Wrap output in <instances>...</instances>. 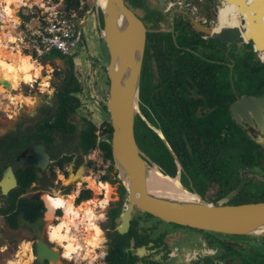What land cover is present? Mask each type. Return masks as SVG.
<instances>
[{"label":"flooded vegetation","instance_id":"obj_1","mask_svg":"<svg viewBox=\"0 0 264 264\" xmlns=\"http://www.w3.org/2000/svg\"><path fill=\"white\" fill-rule=\"evenodd\" d=\"M123 1L128 7H130L136 13V15H138V17H140L145 27L147 28L146 37H145V47H144L142 65H141L140 81L144 68L148 69V71L150 72V79H152L153 81L158 79L159 66L157 65L155 52L157 46H160L161 49L164 50L165 52L168 65L172 62L171 60L174 61L175 58L178 61L180 60V64L183 65L184 74L181 80L180 92L182 94V99L184 98L187 101L191 98L195 99L194 117L200 123L199 124L200 127H207L209 125H212L214 122L215 123L218 122L220 124H225V125H231L232 122H234L236 125L241 127L250 137L254 139L257 138V134L260 132L256 128L250 126H248V130L243 128L238 122L234 120L229 107L230 104L235 100L236 95H242V94L257 95L264 92V91L261 92L256 91L257 90L256 88L258 87L256 86L254 89H252V92L242 93V92H238V90L235 89V87L232 85L233 56L235 52H241V50L239 49L240 51L239 50L236 51L234 48V43L232 42L220 41L217 37L212 36L210 33H205L197 30L191 23V18H193L196 19L198 22L204 24L205 26H209L210 28H217L218 25H222V24H230V23H225L228 21L232 22V24L238 22L240 26H243L240 23V18L242 17L243 12L240 11V7L238 3H235L236 1L233 2L231 0H223L224 1L222 4L223 7L220 9L221 12H219L221 13V21H220V17H218L219 18L218 20L216 18V12L222 0H219L218 5L217 3H215L216 5L214 6L216 8L213 7L211 0H123ZM7 2L12 3L13 0H7ZM134 2L136 3L135 8H132L130 4H133ZM260 5L262 6V4ZM214 8H215V13H214L215 17L213 16ZM141 10L149 11L154 14H157V12L161 10V15L163 16V19L162 22L159 24V27L156 28L152 26H147L146 22L139 15V12ZM245 11L247 10L245 9ZM261 12L262 9L260 10L259 13ZM81 23L80 26L82 32H84L85 29L84 26L85 24H87L90 30H92L93 32H95V30L97 32L98 30V36L100 37L99 26L102 25V17L100 12H98V17H97V13L94 8L91 10L87 8L83 13ZM263 27H260L259 25L257 26V29L262 30ZM154 32L158 34L157 35L151 34ZM173 34L180 35L181 36L180 40L178 41L174 40V38L171 37V35L173 36ZM152 36H154V38H151ZM81 42H82V37L80 43L76 46L75 49L83 46L82 45L83 43ZM245 44H249L250 48H248L247 45L245 47L244 46ZM237 46L238 47L241 46L243 50L244 49L250 50L251 53L254 51L253 48L254 45L250 40L244 41L241 44H237ZM74 50L71 53H68L70 57L74 56V52L76 51ZM212 50L213 51L216 50L217 52L220 51L221 52L220 56H224V57L212 58L210 57V55H206V52L212 53ZM256 58L259 63L264 62V60L258 58L257 55ZM69 60L70 63L64 67H61V65L58 62L51 64L50 73L47 74L48 78L43 77L39 84H41L43 87H45V85L47 84V88L48 87L50 88L51 82L55 81L54 80L55 74L58 75V73L59 75H62L61 81L55 82L56 85L52 86L50 92H46L47 88H45V90H41V93L35 95L34 97L36 101L34 102L33 106H30V108H25L22 104H20L21 108L17 114V118L15 120H12L10 123H6L7 125H5L4 128L0 130V178L3 176L5 171L8 168H10L16 179L15 184L12 187H9L6 192H3L0 189V207L2 208V211H0V216L4 218V223H5V218H9L8 215H10L12 212L16 210V207L10 208V203L7 200V196L8 193L13 188H15L16 186L18 187L21 186L22 189L18 193L17 199L19 200L20 204L22 203L23 205H25L26 209L24 210L17 209L16 218H18V214L20 212H23V216L29 220H34L36 217L42 216L44 214V226L42 228V236L48 244H50L51 246H53L58 250V255H59L58 261H60L59 263H52L48 260H44L41 264H68L66 262L67 260L63 256L65 247H62L59 244L49 241V235H48L49 226L53 228H61V231L59 233L60 235L64 233L65 230L69 229L68 230L69 234H71V236L75 237L76 239L75 243L72 242V247H75L77 249V251L73 255L83 254L84 256L87 254L86 251L87 246L84 241L85 238L87 237V233L83 231V228H85V226L88 225L90 222L89 219L86 218L81 219V217L84 216L83 214L85 212L84 209L88 204L90 205V207L94 208V206L98 205L100 200L105 198V196L108 194L110 195V202L117 198V196H114L115 193L114 186L112 183H110L109 180L105 179L98 181L95 177H92L91 174L87 172L89 170L87 164L90 161L89 160L90 157L87 158L86 153L83 152L82 147L79 143L80 142L79 131L83 124L81 125L79 123L80 125L78 127V123L71 119L72 113L68 117V121L73 122L75 124V130L73 132L67 131L66 129L67 125H65L66 127L65 129H60V130L56 129L55 126L52 125H43V129H47V131L45 132L52 134V137L51 138L41 137L40 126L41 123H43L42 119L50 117L57 107V99L55 96L56 93L59 91H63L64 94L66 95L65 101L72 102L73 91L72 92L67 91L68 89L71 90V87L62 88V85H60L63 79L68 74V70L70 69L72 71L73 65L77 63L75 60L73 61L71 59ZM107 61H108V53H107ZM104 67L106 70L105 65ZM89 68L91 69L90 64H89ZM192 72L194 73L199 72V78L197 80L192 79L190 80L189 83L188 82L186 83V77H189L188 73H192ZM217 72L220 73L221 75L224 73V75L222 76L223 82L221 81V83L219 82ZM96 74L97 73H95V77L98 76V74L97 75ZM201 74L203 75L202 77ZM33 80H35L34 83L37 82V78H34ZM22 81L28 82L30 80L27 77L25 80ZM202 81H204L205 83L204 87H201ZM29 86L33 88L34 84L33 83L32 85L29 84ZM139 87H140V83H139ZM19 99L23 101L24 96L21 95ZM12 101L14 100H11L10 102ZM138 105L140 108L139 94H138ZM146 119L152 125L161 129L157 124L152 122L147 117ZM48 121L52 122L53 118L51 117ZM134 127H135V123H134ZM149 127L154 131V129L151 126ZM97 128L99 127L97 126ZM134 135H135V129H134ZM262 135L264 136V134ZM261 144L264 145V142H262ZM144 152L152 160L156 162V160L151 156V154H149L146 151ZM158 166L159 168H161L159 164ZM186 173L187 172L185 168L181 164V168L179 171V179L181 182H182L181 179H183ZM56 174L57 177H55ZM27 176H31V178L29 182L25 184L27 180ZM18 179L22 181L21 185L18 184ZM64 179L66 182H64ZM57 183L59 184L58 186L62 185L61 189L68 188L69 191L70 188L74 187V190L68 193L62 192V194H57V193L50 194L51 192L47 189H53L54 191H58L56 189L57 187H55ZM191 183L193 184V182ZM119 187H120V183H119ZM190 187L196 189L193 185ZM37 192H39L38 199L34 198V194ZM98 192H101L103 195L99 199L96 196ZM41 193H43V198L40 196ZM91 193L92 195H88ZM45 196L51 197L52 199H62L64 204L63 211L61 209H57L53 204H51L50 201H45L44 199ZM39 202L42 203L45 211V212L43 211L42 215L36 214L37 213L36 210H38L37 203ZM101 207H105V206L101 205ZM58 210L60 211V213L57 212ZM73 210H75L76 214H73ZM100 216H102V213H100ZM69 218L72 219V222H69L70 220ZM133 219L134 218L131 219L130 224ZM159 221L161 220H156L154 218H149V219L141 218L140 224L141 223L150 224L151 227L153 226L152 228L153 230L154 225L155 227L157 226L156 224L159 225ZM171 224H174L176 226L167 229L163 227V229H161V231L159 232L164 235L163 241L157 242V237L150 235L152 236V238L144 243L146 248L149 250L153 248H157V249L144 252L142 256H138L137 254L134 253V247L136 245H133L131 252H133L138 257L145 259L146 261L149 260L155 262L169 261L172 256L177 255L178 249L177 247H173L176 250L171 253V251L169 250L172 248L171 247L172 245H168L169 243L166 242L168 241L176 242L182 237L183 233L186 234L185 232L186 229H184L185 226H181L175 223H171ZM97 229H101V228L95 222V224H91L88 231L95 232L97 231ZM15 230L21 231L26 235L28 234L27 236H29V239L27 240L28 241L30 240V242L28 244L27 251L30 250L34 256V242L36 238L31 234L28 227H26L25 225L18 224V227ZM98 237H101V233L98 235ZM24 239L25 237L23 238V242H25ZM148 241H152L153 243L151 245H147ZM63 244L65 246H68L70 243L68 240L65 239L63 241ZM216 249L218 248L213 249V251H207V250L204 251L202 249L200 251H197L196 249H193L192 250L193 256L189 259L187 264H205L204 262L199 263V260H202L204 257H210L212 258V260L213 259L215 260V258L218 257ZM139 251L143 253V250L139 249ZM160 251H162V253H160ZM102 253L103 250L99 255L100 258L101 256H103ZM33 256L31 258V263L38 264L35 260V256L34 257ZM225 259H227L229 262L224 263L223 261L222 264H241L238 261L232 263L230 261L231 258L226 257L224 258V260ZM212 260H211V264H217V263H213ZM232 260H239V259L234 257L232 258ZM19 263H20L19 258L16 259L15 263L14 260L11 261V264H19ZM148 263L155 264L154 262L152 263L148 262Z\"/></svg>","mask_w":264,"mask_h":264},{"label":"trees","instance_id":"obj_2","mask_svg":"<svg viewBox=\"0 0 264 264\" xmlns=\"http://www.w3.org/2000/svg\"><path fill=\"white\" fill-rule=\"evenodd\" d=\"M89 3L90 0H87L86 5H89ZM76 4L77 0H67L66 3L67 6H75ZM151 34L157 35L158 33L154 32ZM151 38H154V36ZM155 57L157 65L159 66L158 79L153 81L150 79L148 69H143L138 93L140 108L148 119L162 129L186 172L193 175L198 180L197 182H203L195 190L205 198L200 191H205L207 186L214 183L217 187L213 195L205 198L208 201L238 203L264 200V184L260 186L254 181L252 176H248V173L255 172L259 168L264 169V145L246 134L234 122L231 125L214 122L207 127H200V123L194 117L195 99L191 98L188 101L184 98L182 99L180 85L184 69L183 65L180 64V60L178 61L175 58L168 65L165 52L160 46H157ZM188 76L186 77V83H189L192 79L197 80L199 78V72L188 73ZM63 80L72 84L71 90H79V83L70 69ZM204 86L205 83L202 81L201 87ZM257 86L256 91H264V77ZM71 90L68 89L67 91ZM55 96L57 99V107L54 113L50 117L42 119L43 123L40 126L42 138L52 137V134L45 132L47 129H43V125H52L58 130L65 129V125H67L66 129L68 132L75 130V124L68 121V117L74 111L78 98L73 94L72 102H67L65 101L66 95L63 91L57 92ZM102 104L108 112L106 100ZM51 117L53 121L49 122L48 120ZM82 119L83 126L79 131V143L83 152L87 153L89 149L98 146L102 149L104 156L110 159L108 168L114 170L116 174L110 154L112 127L109 118L103 119L101 122L103 129L101 134L102 138L100 139H97V134L95 133L96 124L87 117H82ZM134 129L139 146L151 154L164 172L173 175L176 172L175 160L159 135L139 115H136ZM240 129L243 130L242 134L238 133L241 131ZM106 176V174H102V179H105ZM30 178L31 176H27L25 184L29 182ZM21 183L22 181L18 179V184L21 185ZM119 183L121 191L124 192V186L120 181ZM21 189V186H16L7 196L10 208L16 207V210L8 215L9 218H5V224L11 230H15L18 227L16 218L17 209H26L25 205L20 204L17 199V195ZM88 195H92V193ZM225 196L228 198L221 200ZM104 201L110 202L109 194L101 199L99 203L102 204ZM37 206L38 210H36V214L42 215L44 211L42 203H37ZM89 207L90 205L88 204L84 210L89 211ZM122 208L123 205L120 204L118 206H111L106 211V225L108 229L106 230L107 247L105 264H139L140 262L149 264L148 262H155L150 260L146 261L131 251L133 245L144 244L152 238L149 233L152 227L150 225L145 226L146 223L140 224L141 218L160 219L146 212H138L133 217L134 219L128 230L120 233L115 227L117 224L115 218L121 212ZM0 211H2L1 207ZM198 230L203 231L210 238L209 243L212 245L215 244L218 249H224L221 252H217L218 257L212 260L213 263L222 264L224 258L227 257L231 258L230 261L232 263L238 261L241 264H264V235L253 236L254 241L247 243V241L241 240V238H245L241 234H227L203 229ZM10 240L15 247L16 238L11 237ZM131 240L133 244L130 243ZM161 241L163 240L157 237V242ZM234 257L239 260H232Z\"/></svg>","mask_w":264,"mask_h":264},{"label":"water","instance_id":"obj_3","mask_svg":"<svg viewBox=\"0 0 264 264\" xmlns=\"http://www.w3.org/2000/svg\"><path fill=\"white\" fill-rule=\"evenodd\" d=\"M260 4H264V0H244L242 2L247 10L240 18L243 26L237 23L210 28L193 18H191V23L197 30L210 33L220 41L241 44L250 40L257 49H264V30L258 32L256 24L259 19L256 14L260 12ZM93 8L96 10L97 17L98 12L101 13L102 25L99 26V33L108 50L106 107L112 127L110 154L116 175L125 188L121 195L123 208L115 218L117 231L124 233L128 230L130 221L137 210V212L149 213L164 222L185 227L227 234L263 236L264 200L238 203L212 202L203 198L193 187H188L180 181V160L161 129L146 119L138 105L147 28L140 17L123 0H90L89 10ZM218 17L216 13L217 20ZM7 29V26L4 27V30ZM0 84L7 89H12L6 78L0 77ZM229 107L234 120L247 130L248 126L256 128L260 133L257 134L255 140L260 143L264 142L262 135L264 134V92L257 95H236ZM136 114H139L154 129L174 158L176 172L173 175L159 168L158 164L137 144L134 135ZM154 166L162 176L176 177L178 186L183 191L176 193L161 185L156 186L158 188L150 187L148 173ZM15 182L12 170L8 168L0 178V189L6 192ZM34 198H39V192L34 194ZM17 224L28 227L36 238L34 256L38 264L44 260L52 263L58 261V250L48 244L42 236L44 214L34 220H29L23 216V212H20ZM130 243L133 244V241L131 240ZM152 243L148 241L147 245ZM139 249L143 250V253ZM148 251L145 244L134 247V253L138 256ZM139 264L145 263L140 262Z\"/></svg>","mask_w":264,"mask_h":264},{"label":"rangeland","instance_id":"obj_4","mask_svg":"<svg viewBox=\"0 0 264 264\" xmlns=\"http://www.w3.org/2000/svg\"><path fill=\"white\" fill-rule=\"evenodd\" d=\"M3 3L4 1H0ZM17 3H11L9 9L14 10L17 7V4L20 2V0L16 1ZM9 2L3 4L4 7L8 6ZM211 3L213 7L219 4V0H211ZM90 4V3H89ZM135 2L133 4H130L132 8H135ZM89 9V5L84 6V11L86 9ZM216 8V7H215ZM215 8L213 11V16L215 13ZM83 11V12H84ZM261 13L264 14L262 11ZM139 15L143 18V20L146 22L147 26H152V27H159V24L162 22L163 16L161 15V10L157 12V14H154L149 11H140ZM5 17V16H4ZM215 17V16H214ZM16 20V18H13ZM85 29L84 32H82V42L83 43L82 47H78L74 51V56L70 57V55L61 53L59 50L52 49L51 51L45 53L43 56L39 57L36 63H41V73L40 76L37 77V82L34 83V87H30L27 82H17L16 79H18V76H22L23 80L27 78V67L29 66V58L23 63L21 66L16 63V67L13 66L14 62V55L12 52V48L9 47V45L5 44L4 41V48L3 52L8 48L11 51H7V53H4V55L8 56L6 63L8 68L4 65L5 62L0 63V76L3 78H6L12 85V89H7L5 86L0 84V130L4 128L6 123H10L12 120H15L17 118V114L21 108L22 104L25 108H30V106H33L35 100V95L41 93V90H45L47 88V84L45 87H43L40 83L43 77H47V74L50 73L51 69V64L52 63H59L61 67L67 66L70 62L69 59L72 61L75 60L77 63L73 65V74L75 75L76 80H78V83L80 84L79 90H71L73 91L74 96L78 98V102H76V106L74 111L71 114V119L75 122L78 123L79 125L83 124V119L82 117H87L92 119V121L98 126L95 130V133L97 134V139L102 138V126L101 122L102 119H108L109 115L108 112L105 110L103 107L102 102L107 99V94H108V81H107V72L105 70L104 65L106 66L107 63V47L103 43L102 39L98 36V30L96 32H93L90 30L87 24H85ZM2 34V32H1ZM174 40L178 41L180 40L181 36L178 34H173L171 35ZM4 39V38H2ZM12 39L9 38V40ZM248 48L249 44H245L244 46ZM82 48V49H81ZM234 48L236 51L239 49L241 52H235L233 56V76H232V85L235 87V89L238 90V92L242 93H250L252 92V89H254L262 80L264 77V62L259 63L257 58H256V53L253 51L252 53L250 50H246L241 48V46H237V44L234 43ZM239 50V51H240ZM15 51V50H13ZM243 51V52H242ZM15 54V53H14ZM17 54V53H16ZM239 54V55H238ZM206 55H210V57H224L220 56L221 52H217L216 50H212V53H207ZM69 58V59H68ZM243 59V60H242ZM10 60V61H9ZM89 64L91 65V69L89 68ZM254 66V67H252ZM20 68L19 70L21 71L20 74L17 76V73L15 70ZM5 72V73H4ZM94 72V73H93ZM95 73L98 74V76L95 77ZM218 73V72H217ZM94 74V76H93ZM96 74V75H97ZM224 73L221 75L220 73L217 74L219 78V82H223L222 76ZM62 75L55 74V81L51 82L50 88H47L46 92H50L51 88L53 85H56L55 82L61 81ZM225 77V76H224ZM48 78V77H47ZM222 79V80H221ZM62 85V88L66 87H72V84L67 81H62L60 84ZM67 85V86H65ZM4 88V89H3ZM21 94L24 96L23 101L20 99H14V101L10 102L11 96L15 94ZM106 98V99H105ZM21 102V103H20ZM54 113V112H53ZM43 117V116H40ZM80 123V124H79ZM83 126V125H82ZM81 129V128H80ZM241 130V129H240ZM243 130L239 131V134H242ZM87 158L91 161V163L87 164L89 170L87 171L89 174H91L92 177L99 178L101 180H109L110 183L113 184L114 186V196H117L115 200H112L110 203L108 201H104L102 206L105 207H99L98 205L90 208V218L94 220L95 222L99 225L101 229L99 231L95 232H89L88 229L91 226V220L88 225L83 228L84 232L87 233V236L85 238V243H86V251L87 254L83 256L82 255H73V258L76 260H71V261H66L68 264H105V254H106V247H107V236H106V230L108 229L106 225V220H107V209L111 206H118V205H123L122 200H121V195L122 191L119 187V179L117 175L115 174L114 170H110L108 168V165L110 163V159L106 158L104 156V153L102 149H100L98 146H95L94 148H91L88 150L86 153ZM102 174H106V178L102 179ZM252 176L254 181L258 185H263L264 184V169L259 168L255 172L248 173V176ZM100 176V177H99ZM57 177V174L55 175ZM54 177V179H55ZM188 177V178H187ZM193 175H190L189 172L186 173V175L183 177L182 183L187 186H194L200 187L202 183L197 182L198 180L195 178ZM64 182L65 179H64ZM193 182V184L191 183ZM59 184L57 183L55 187L58 191H54L53 189H47L51 193L50 194H62V192L66 193L67 189H61L62 185L58 186ZM78 185V184H77ZM216 184L212 183L210 186H207L205 191H200L202 195L205 196V198H209V196L213 195L215 189H216ZM198 189V188H197ZM74 187L70 188L68 192L73 191ZM204 190V189H203ZM67 192V193H68ZM44 193V192H43ZM43 193L40 194V196L43 198ZM48 193V192H47ZM99 193V192H98ZM97 197L98 199L102 197V193L98 194ZM228 197L225 196L221 200H225ZM97 199V198H96ZM109 203V205H108ZM95 209V211H94ZM45 212V211H44ZM60 213V211H57ZM103 213L102 216H100V213ZM135 213H138L137 210ZM73 214H76L75 210ZM81 217V216H80ZM88 216H82L81 219H87ZM50 222V221H49ZM70 222V221H69ZM72 222V221H71ZM169 224V225H168ZM150 225V224H145ZM157 226L154 229L149 232L150 235L155 236V237H160L163 240V236L161 233V229L164 228H171L173 226H176L174 224L164 222V221H159V225L156 224ZM151 226V225H150ZM178 227V226H177ZM148 228V227H147ZM184 229L186 234H182V237L175 241H168L166 243H169L168 245H172L171 253L175 251L173 247H177L178 253L177 255H174L170 258L169 261L166 262H154L155 264H187L189 259L193 256V249H196L197 251H200L201 249L204 251H213V249L218 248L215 246V244L209 243V237L203 232L199 231L198 229L191 228V227H185ZM69 230V229H68ZM65 230L64 233L61 234V236H66L69 241V245L72 247V242L75 243L76 239L75 237L71 236L69 234V231ZM101 233V237H98V235ZM28 235V234H27ZM25 233L18 231V230H10L7 228L6 224L4 223V218L0 216V248H5L6 251H0V264H9L10 261L14 260V263L16 259H20L19 264H32L31 263V258L33 256V253L29 250L27 251V247L24 250L23 248V243H26L27 245L29 244L30 240L29 236H27ZM27 236V237H26ZM151 236V237H152ZM245 238H241V240H244L245 242L249 243L250 241H254L253 235H242ZM11 237L16 238V245L14 247L12 241L10 240ZM25 237V242H23V238ZM97 238V239H96ZM94 239V242L92 240ZM214 240V238H213ZM215 241V240H214ZM23 242V243H22ZM210 244V246H209ZM96 247V249H95ZM261 247V246H260ZM75 248V247H73ZM157 248H153L155 250ZM104 252V257L100 258L99 255L100 253ZM224 249H216V252H221ZM151 251V250H149ZM29 254V255H28ZM103 254V253H102ZM31 255V257H30ZM125 256V253H124ZM212 258L210 257H204L202 260H199V263L204 262L205 264H211ZM76 262V263H75ZM229 261L227 259L224 260V263H228Z\"/></svg>","mask_w":264,"mask_h":264},{"label":"built area","instance_id":"obj_5","mask_svg":"<svg viewBox=\"0 0 264 264\" xmlns=\"http://www.w3.org/2000/svg\"><path fill=\"white\" fill-rule=\"evenodd\" d=\"M86 2L87 0H77L75 6H67V0H20L13 14L16 20H8L7 23L9 32L13 35L12 39L7 41L9 46L12 50H20L29 55L30 59L35 61L52 49L64 54L71 53L81 41L80 23ZM223 2L222 0L217 8L218 16ZM4 27L5 24L0 25L2 30ZM253 48L258 58L264 60V50ZM33 81L27 83L32 85ZM98 206L101 207V204ZM59 209L63 211V208Z\"/></svg>","mask_w":264,"mask_h":264},{"label":"bare ground","instance_id":"obj_6","mask_svg":"<svg viewBox=\"0 0 264 264\" xmlns=\"http://www.w3.org/2000/svg\"><path fill=\"white\" fill-rule=\"evenodd\" d=\"M1 1V0H0ZM17 0H13V2L12 3H17L16 2ZM231 1H233V2H235V3H238V5H239V7H240V11H242V12H247V11H245V8L243 7V5H242V2H243V0H231ZM262 7V6H261ZM238 8V7H237ZM259 10H261V8L259 9ZM16 11V10H15ZM15 11H14V13H15ZM262 11L264 12V10L262 9ZM219 12H221L220 10H219ZM0 14H1V16L3 17L1 20H0V25H8L7 23H9V21H11V22H13L15 19H13V15H8L7 16V18H5L3 15H5V14H3L2 13V11L0 10ZM256 16L257 17H260V13H259V11H258V13L256 14ZM219 17H220V21H221V13H219ZM9 20V21H8ZM236 21H238V20H236ZM260 21V23L261 24H264V17H262V19L261 20H259ZM225 23H230V24H232V22H230V21H228V22H225ZM237 24V23H236ZM257 26H259L258 24H257ZM259 31H263L264 30V27H263V29L262 30H260V29H258ZM1 32L2 33H8L9 32V29H7V30H2V28H0V63L1 62H5L4 63V65L6 66V68H8V66H7V63H6V61L5 60H7V58H8V56H6V55H4V52H3V48H4V39H2L3 38V36H2V34H1ZM7 37V36H6ZM264 43V42H263ZM6 44V43H5ZM263 45V44H262ZM263 49V48H262ZM261 49V50H262ZM18 52V51H17ZM28 58H25L24 56H22V55H20V53H17V54H14V62H13V66L14 67H16V63L17 64H19L20 66L23 64V63H25V61L27 60ZM18 69H20L19 67H18ZM1 71V70H0ZM16 71V70H15ZM5 73V72H4ZM0 77H2V76H0ZM3 78V77H2ZM10 87H12V85H11V83H10ZM20 96H21V94L19 93V94H16V95H12L11 97L13 98V99H19L20 98ZM148 180H149V186L150 187H153V188H158V187H156V186H160L161 185V187L163 186L164 188H167V189H170V190H173L174 192H176V193H178V191H183L182 190V188H180L179 186H178V183H177V178L176 177H174V178H168V177H166V176H162L161 174H159V172L156 170V168H155V166L153 167V168H151V170L149 171V173H148ZM151 184V185H150ZM71 207V206H70ZM73 212H74V210H73ZM83 214H85V216H88L87 217V219H90L91 220V223L92 224H94V221L90 218V211H85ZM82 215V214H81ZM78 218V217H77ZM70 220V222L72 221V219L71 218H69ZM81 222H83V221H81ZM83 227V226H82ZM84 231V230H83ZM79 235H81V234H79ZM66 237V236H65ZM81 237V236H80ZM88 237V236H87ZM97 239V238H96ZM92 240V239H91ZM93 242H94V239L92 240ZM28 245H26V243H23V248H24V250L26 249V247H27ZM29 255V254H28ZM60 261H57V262H55V263H59Z\"/></svg>","mask_w":264,"mask_h":264},{"label":"crops","instance_id":"obj_7","mask_svg":"<svg viewBox=\"0 0 264 264\" xmlns=\"http://www.w3.org/2000/svg\"><path fill=\"white\" fill-rule=\"evenodd\" d=\"M1 1H4L5 3H7V0H1ZM4 2H3V3L0 2V7H1L0 10L2 11L3 14H5V15H3V16H5V18H7L8 15H13V14H15V13H13V12H14L16 9H14V10L9 9V7H10V5H11L10 2L7 4L8 6L4 7V6H3ZM260 8H261V9H264V4H262V7L260 6ZM262 17H264V14H263V13H260V17H259V19L256 21V24L260 25V27H263V26H264V24H261L260 21H259V20L262 19ZM2 18H3V17H2ZM13 18H14V17H13ZM237 23H238V22H237ZM234 24H236V23H234ZM257 31L259 32L258 29H257ZM2 36H3V38H4L5 43H6L7 45H9L7 41L9 40V38L13 37L12 33H11V32H8V33H2ZM6 36H7V37H6ZM9 47H10V46H9ZM262 50H264V49H262ZM7 51L9 52V51H11V50L7 48V49L5 50L4 53H7ZM17 51H18V52H17ZM12 52H13V55H14V53H15V54H16V53H20V55L24 56L25 58H29V66L27 67V77L29 78L30 81H33L34 78L39 77L40 72H41V67H42L41 63H38V62L36 63L35 60L30 59L29 55L24 54V53H23L22 51H20V50H15V51L12 50ZM13 57H14V56H13ZM9 61H10V60H9ZM15 72L17 73V75H19L21 71H20L19 69H17ZM22 80H23L22 76H19L18 79H16L17 82H22ZM3 89H4V88H3ZM11 99L14 100L12 97H11Z\"/></svg>","mask_w":264,"mask_h":264},{"label":"clouds","instance_id":"obj_8","mask_svg":"<svg viewBox=\"0 0 264 264\" xmlns=\"http://www.w3.org/2000/svg\"><path fill=\"white\" fill-rule=\"evenodd\" d=\"M45 201H50L51 204H53L56 208H63L64 204L62 199H52L51 197L45 196L44 197ZM47 206V205H46ZM62 227V226H61ZM61 231V228H53L49 226V241L59 244L62 247H65V251L63 253V256L66 260L71 261L73 259V253L77 251L76 248L71 247V245L65 246L63 244V241L67 239V237L61 236L59 233ZM99 231V229H97ZM0 251H6L5 248H0ZM11 264V261L9 262Z\"/></svg>","mask_w":264,"mask_h":264}]
</instances>
